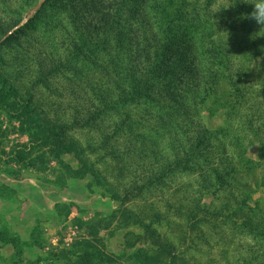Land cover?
<instances>
[{
    "label": "rangeland",
    "instance_id": "374dc122",
    "mask_svg": "<svg viewBox=\"0 0 264 264\" xmlns=\"http://www.w3.org/2000/svg\"><path fill=\"white\" fill-rule=\"evenodd\" d=\"M188 1L192 13H186V16L194 19L199 37L213 33L214 38L221 39L232 48L233 77L247 81L249 94L246 113L248 117H253L259 128V138L246 136L248 157L256 167L249 179L254 186L251 194L256 201L264 193V29L261 30L255 21L248 18V12L253 10V6L248 4L249 0H240L242 5L239 7L232 0ZM146 5L143 4L136 21L129 17L123 19L125 25L132 26V32L141 35L142 40L150 37L155 30L152 15L145 12ZM35 6L26 7L27 11L24 12L21 10V0H0V24L11 22L20 15L22 22ZM51 13L46 10L32 29L18 34L21 46L13 49L20 55L23 65L15 63L13 68L25 72L17 77L22 84L30 83L37 56L48 61L51 58L61 61L67 55L68 45L63 31L58 19ZM243 21L246 26L241 23ZM195 39L198 40L197 37ZM5 55L10 58V51L7 50ZM98 77L96 68L75 59L63 70L48 76L47 88L37 87L33 92L35 101L40 100L51 116L58 115L60 120L68 122L75 107L85 108ZM102 83L107 85L105 80ZM127 111H130L132 120L129 125L135 135L132 141L128 132L119 129ZM156 115L157 110L145 104L118 108L103 115L102 126L119 153L127 159L126 176L120 174L118 162L103 150H99L98 154H89L91 160L101 175L106 177L108 185L112 189L113 186L121 189V194L125 193V189H132L130 186L134 181L146 187L143 194L131 198L123 206L114 201L110 191L100 186L92 176L70 178L67 171L79 169V163L72 155H63L59 159L52 157L45 148L44 130L30 137L21 133L18 120L0 116L2 130L7 133L2 145L0 142L6 153L0 159V231L9 239L0 250V264H79L80 259L71 254L74 245L90 239L86 226L95 222L101 223L98 225L101 242L97 245L114 262L104 257V260H93V264H138L133 258L137 251L160 255L157 239L170 247L172 245L177 255L173 261L166 254L159 264H264L263 206L260 207L261 213L253 216L257 223L263 220L260 226L262 233L250 234L243 230L239 218L213 217L216 210L224 205L237 208V203H241V183L246 180L233 174L236 179L240 178V185L238 180L230 181L226 190L221 188L218 191L216 189L220 187L212 188L208 180L206 184L210 193L202 190L200 185L201 168L207 170L209 164L218 168L223 165L219 148L227 147L226 139L211 135L204 150L207 161L199 156L194 159L196 164H191V169L171 172L164 178L161 171L177 161L175 159L180 153L171 145L183 144L196 128L192 122L186 121L183 123L185 134H173L174 126L167 123L164 128V124L156 121ZM204 120L211 125L210 120ZM212 123L217 126L221 120L215 119ZM70 133L84 145L98 137L92 128L73 129ZM150 149H153L152 154ZM20 151L25 158L15 159ZM141 152L146 157L144 161L141 156L138 157ZM129 155L131 160H128ZM152 175H155L154 182L149 183ZM186 197L196 203L201 200L205 212L210 211L212 217L205 218L204 215L210 214H202L195 228H189L181 207H178L179 203L188 204ZM149 205L163 217L159 223L152 224L156 231L152 236L132 220L122 225L125 208L140 213L145 212ZM58 206L64 212H60ZM225 215L231 213L226 210ZM139 216L144 218V215ZM147 218L150 219V216Z\"/></svg>",
    "mask_w": 264,
    "mask_h": 264
},
{
    "label": "trees",
    "instance_id": "16d2710c",
    "mask_svg": "<svg viewBox=\"0 0 264 264\" xmlns=\"http://www.w3.org/2000/svg\"><path fill=\"white\" fill-rule=\"evenodd\" d=\"M39 1L21 0V10L26 12V7H33ZM232 1L236 7L242 5L240 0ZM188 2V0H45L36 16L14 31L0 45V116L6 115L11 120H18L21 123V133L30 137L44 130L45 148L52 157L59 159L63 155H72L79 163V169L67 171L70 178L92 176L100 186L110 191L113 200L121 206L131 201V198L143 194L146 187L134 181L130 186L132 189H125V193L121 194V189L117 190L114 186L112 189L108 185L106 177L101 175L95 162L91 160L89 154H98L99 150H103L112 160L118 162L120 174L126 176L127 159L119 153V149L111 141V136L107 135L102 126L103 115L118 108L145 104L157 110L156 121L164 124V128L167 123L174 126L173 134H185L183 123L192 122L196 128L192 130L193 135L186 138L183 144L171 145L180 151L177 154L179 158L167 165L165 170L161 171V175L166 178L168 173L191 169V164H196L195 158L200 156L203 160L207 159L204 150L211 135L220 139L224 137L227 147L219 148L223 165L218 168L209 164L207 170L201 168V188L210 193L206 184L209 180L212 188L220 187H217L216 191L221 188L226 190L230 181L238 180L237 183L240 185V178L236 179L233 174L242 176V180L246 182L241 183L243 187L241 203L238 202L235 209L224 205L214 212L213 217H224L229 220L239 218L243 230L250 234L262 233L260 226L263 220L257 223L253 216H258L261 213L260 207H264V193L254 201L251 194L254 186L249 181L256 167L254 161L248 157L246 136L259 138V128L253 117H248L246 113L249 94L247 81L233 77L232 48L221 39L214 38L213 33L199 37L194 19L186 16V13H192ZM143 4H147L145 12L152 15L155 28L150 37L144 40L136 31H131L132 26L128 27L123 21L124 18L128 19L127 17L136 21ZM46 10L53 12L50 15L58 19L68 45L67 55L61 61H54L52 58L48 61L37 56V60L34 59L33 62L35 71H32L30 83L22 84L17 77L25 72L13 67L16 66L15 63L22 66L23 62L13 48L21 46L18 34L26 29H32ZM21 20L20 15L11 22L0 24V40L18 26ZM241 23L246 26L244 21ZM7 50L11 53L10 58L5 55ZM75 59L96 68L100 78L93 83L96 87H92V95L88 98L85 108L75 107L68 122H65L60 120L58 115L51 116L40 100L35 101L33 92L38 86L47 88L48 76L63 70ZM104 80L107 85L102 83ZM129 113L130 111L126 112L125 120L119 129L128 132L132 141L135 135L129 125L132 120ZM204 118L210 120L211 125H208ZM215 119L221 120L217 126L212 123ZM78 128H92L98 135L97 139L84 145L70 133ZM6 135L0 123L1 145ZM1 145L0 159L6 154ZM128 148H131L130 145ZM150 150L152 154L153 149ZM21 153L18 152L15 159L25 158ZM140 156L142 161L146 160L142 152L138 155ZM130 157L129 155L128 160H131ZM154 178L155 175H152L149 183H153ZM187 201L188 204L179 203L178 207L182 208L180 210L185 215L186 225L193 229L196 222L200 221V216L210 214V211L205 212L201 200L196 203L186 197ZM57 208L64 212L59 206ZM226 210L231 215H225ZM145 212L150 215H146ZM145 212L138 213L125 208L122 212V225L132 220L152 236L156 232L152 224L159 223L163 217L158 211L153 210L152 205H149ZM69 213L70 210L66 212L67 215ZM139 215H144V218ZM147 216H150V219ZM204 216L212 217L211 214ZM100 224V222L87 224L90 239H84L74 245L71 254L80 259L79 264H93V260H104L106 257L98 246L101 242L98 227ZM8 240L0 231V250L5 247ZM157 241L160 255L137 251L133 255L135 262L159 264L166 254L173 258V261L177 258L172 245L170 247L159 239ZM107 260L114 262L111 257Z\"/></svg>",
    "mask_w": 264,
    "mask_h": 264
},
{
    "label": "clouds",
    "instance_id": "9594fccd",
    "mask_svg": "<svg viewBox=\"0 0 264 264\" xmlns=\"http://www.w3.org/2000/svg\"><path fill=\"white\" fill-rule=\"evenodd\" d=\"M248 4L253 6V10L248 14V18L255 21L261 30L264 29V0H249Z\"/></svg>",
    "mask_w": 264,
    "mask_h": 264
},
{
    "label": "water",
    "instance_id": "95a60500",
    "mask_svg": "<svg viewBox=\"0 0 264 264\" xmlns=\"http://www.w3.org/2000/svg\"><path fill=\"white\" fill-rule=\"evenodd\" d=\"M43 1H40L33 9H31L23 19V21L16 26L13 30H11L3 39L0 40V45L5 41V39L10 36L12 33H14L15 30L19 29L20 27L24 26L42 7Z\"/></svg>",
    "mask_w": 264,
    "mask_h": 264
}]
</instances>
